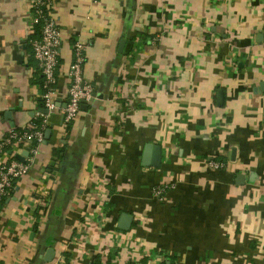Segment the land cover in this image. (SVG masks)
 I'll use <instances>...</instances> for the list:
<instances>
[{"label":"crops","instance_id":"0c3cea01","mask_svg":"<svg viewBox=\"0 0 264 264\" xmlns=\"http://www.w3.org/2000/svg\"><path fill=\"white\" fill-rule=\"evenodd\" d=\"M31 7L0 0V139L46 115ZM51 14L60 94L81 43L96 96L70 124L65 99L49 117L0 205V264H264V0H55Z\"/></svg>","mask_w":264,"mask_h":264},{"label":"built area","instance_id":"2783aa9c","mask_svg":"<svg viewBox=\"0 0 264 264\" xmlns=\"http://www.w3.org/2000/svg\"><path fill=\"white\" fill-rule=\"evenodd\" d=\"M54 2L55 0H32L31 7L34 25L41 26L40 38H33L30 44L43 79L42 99L44 110L48 114L37 115L36 120H41V125L34 122L21 132H10L0 139V205L16 185L28 175L39 147L45 142L49 117L56 112L61 101L64 99L66 101L64 119L67 124H70L76 120L80 113L83 101L88 102L93 98V90L85 85L83 78L86 56L85 47L81 43H76L73 47V62L68 74L69 83L66 97L63 99L59 92L57 76L62 35L51 14ZM11 149H26L28 156L24 157L25 161L16 159L12 154L8 155L7 152ZM209 166L213 169L225 168V164L215 160H211ZM173 188V185L157 186L153 189V193L162 199ZM46 201V199H40V206L46 208Z\"/></svg>","mask_w":264,"mask_h":264},{"label":"water","instance_id":"95a60500","mask_svg":"<svg viewBox=\"0 0 264 264\" xmlns=\"http://www.w3.org/2000/svg\"><path fill=\"white\" fill-rule=\"evenodd\" d=\"M261 89V91L262 92H264V83L261 85V87H260ZM95 96L96 95H93V98H95ZM219 102H221L222 101V99H223V93L222 92H219ZM86 103V101H83V104H85ZM45 113L46 114H48V112L47 111H45ZM49 133L50 132H48L47 134L49 135ZM47 137V136H46ZM25 156V155H24ZM28 155H26L25 157H27ZM19 160L20 161H22V162H24L25 161V159H24V157L23 158H19ZM156 165V164H155ZM131 222H132V217L131 216H129V215H123L122 216V218H121V224H120V228L121 229H123V230H128L129 229V227H130V225H131ZM52 255H53V253H52Z\"/></svg>","mask_w":264,"mask_h":264},{"label":"trees","instance_id":"16d2710c","mask_svg":"<svg viewBox=\"0 0 264 264\" xmlns=\"http://www.w3.org/2000/svg\"><path fill=\"white\" fill-rule=\"evenodd\" d=\"M37 27V31L35 33V35L33 36V38H40V35H41V26H36ZM43 84V82H42ZM43 105H44V102H43ZM44 108V106H43ZM34 122H36V124L38 125H41V120H35ZM22 130L20 131H16V132H21ZM9 151V150H8ZM45 212H47L45 209H39V211L37 212V215H36V219H38L40 216L44 215Z\"/></svg>","mask_w":264,"mask_h":264}]
</instances>
